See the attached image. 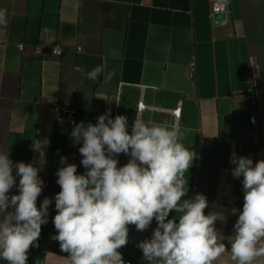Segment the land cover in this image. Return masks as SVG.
<instances>
[{
	"label": "crops",
	"instance_id": "obj_1",
	"mask_svg": "<svg viewBox=\"0 0 264 264\" xmlns=\"http://www.w3.org/2000/svg\"><path fill=\"white\" fill-rule=\"evenodd\" d=\"M213 1L228 4L226 22H213ZM0 9L8 14L0 25V152L14 164L45 161L37 206L52 200L27 264H69L52 239L61 190L56 172L66 157L77 174L85 173L82 143L74 144L71 132L82 121L96 124L109 109L113 119L128 118L129 133L136 110L146 122L183 133L182 143L196 153L185 173V199L207 197L205 214H218L215 228L226 246L214 264H236L230 243L238 213L222 199L231 184L242 188L243 177L232 176L233 154L264 160V0H0ZM55 46L64 48L62 55ZM98 65L104 72L90 81L87 72ZM140 102L146 107L139 109ZM254 102L260 120L251 124ZM61 106L77 108L75 124L58 117ZM177 107L178 119L170 111ZM116 158L119 166L130 159ZM156 227L155 220L144 232L130 225L120 250L147 264L137 244Z\"/></svg>",
	"mask_w": 264,
	"mask_h": 264
},
{
	"label": "clouds",
	"instance_id": "obj_2",
	"mask_svg": "<svg viewBox=\"0 0 264 264\" xmlns=\"http://www.w3.org/2000/svg\"><path fill=\"white\" fill-rule=\"evenodd\" d=\"M7 16L0 9V25L7 24ZM103 72L98 65L87 78L94 82ZM71 136L74 144L82 143L79 153L86 171L77 174V165L61 157L65 166L56 172L61 190L55 195L57 234L52 237L68 254L69 264H125L119 249L128 243L129 226L144 232L153 220L157 227L151 238L137 244L147 264H214L225 253L215 228L218 214H205L207 197L197 193L185 199V173L196 153L182 143L178 128L146 122L136 110L129 133L128 118L113 119L109 109L96 124H76ZM122 153L130 159L119 166L116 157ZM44 163L14 164L0 152V259L7 264H27L28 252L39 246L42 225L48 223L52 200L45 197L37 206ZM232 163V176L243 177L244 202L234 224L231 258L236 264H254L264 257V160L254 163L233 154ZM16 177L19 194L9 195ZM173 212L181 213L178 219H168Z\"/></svg>",
	"mask_w": 264,
	"mask_h": 264
},
{
	"label": "built area",
	"instance_id": "obj_3",
	"mask_svg": "<svg viewBox=\"0 0 264 264\" xmlns=\"http://www.w3.org/2000/svg\"><path fill=\"white\" fill-rule=\"evenodd\" d=\"M228 10H229V6H228L227 3L213 1L212 13H211V17L213 19V22L215 24H218L217 20L215 19V15L218 14V13H221V12H227V18H228ZM52 51L55 54L62 55L63 52H64V48L62 46H55L52 49ZM248 90L251 91V88L249 87ZM145 107H146V105L143 102L139 103V107H138L139 109H143ZM170 111H172V113L175 115V117L177 119L180 118V116H181V107H177V108L172 109ZM77 114H78V110H77L76 107L61 106L60 109H59L58 117L68 120L71 124H75L76 123ZM249 120H250L251 124H256L260 120V112H259V109L257 107L256 102L253 103V108L251 110V114H250ZM18 183H19V180L16 181V186H14L10 190L9 195L19 194ZM9 210H11V209H9ZM119 251L121 252V254L123 256L125 264H137L133 260H131L130 258L126 257V255L120 249H119Z\"/></svg>",
	"mask_w": 264,
	"mask_h": 264
},
{
	"label": "rangeland",
	"instance_id": "obj_4",
	"mask_svg": "<svg viewBox=\"0 0 264 264\" xmlns=\"http://www.w3.org/2000/svg\"><path fill=\"white\" fill-rule=\"evenodd\" d=\"M243 196L244 193L242 188L231 184L229 193L223 196L222 204L223 206L237 210V213L239 214L243 207Z\"/></svg>",
	"mask_w": 264,
	"mask_h": 264
},
{
	"label": "water",
	"instance_id": "obj_5",
	"mask_svg": "<svg viewBox=\"0 0 264 264\" xmlns=\"http://www.w3.org/2000/svg\"><path fill=\"white\" fill-rule=\"evenodd\" d=\"M215 19L217 20L218 24H222L227 20V12H221L215 15Z\"/></svg>",
	"mask_w": 264,
	"mask_h": 264
}]
</instances>
